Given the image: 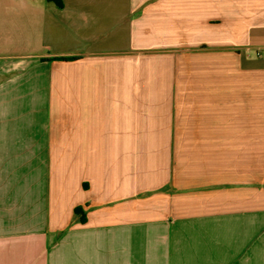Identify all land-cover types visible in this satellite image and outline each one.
<instances>
[{
	"label": "crops",
	"instance_id": "obj_1",
	"mask_svg": "<svg viewBox=\"0 0 264 264\" xmlns=\"http://www.w3.org/2000/svg\"><path fill=\"white\" fill-rule=\"evenodd\" d=\"M0 264H264V0H0Z\"/></svg>",
	"mask_w": 264,
	"mask_h": 264
},
{
	"label": "rangeland",
	"instance_id": "obj_2",
	"mask_svg": "<svg viewBox=\"0 0 264 264\" xmlns=\"http://www.w3.org/2000/svg\"><path fill=\"white\" fill-rule=\"evenodd\" d=\"M50 118V116H49V114H48V119ZM50 123H49V121H48V129H50Z\"/></svg>",
	"mask_w": 264,
	"mask_h": 264
},
{
	"label": "trees",
	"instance_id": "obj_3",
	"mask_svg": "<svg viewBox=\"0 0 264 264\" xmlns=\"http://www.w3.org/2000/svg\"><path fill=\"white\" fill-rule=\"evenodd\" d=\"M80 209L79 208H76V211H79Z\"/></svg>",
	"mask_w": 264,
	"mask_h": 264
}]
</instances>
